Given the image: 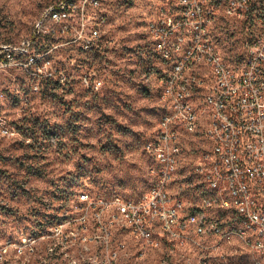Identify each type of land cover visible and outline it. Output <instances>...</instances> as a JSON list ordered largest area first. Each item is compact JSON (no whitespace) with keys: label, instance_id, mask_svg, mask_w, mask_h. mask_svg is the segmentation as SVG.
<instances>
[{"label":"rangeland","instance_id":"obj_1","mask_svg":"<svg viewBox=\"0 0 264 264\" xmlns=\"http://www.w3.org/2000/svg\"><path fill=\"white\" fill-rule=\"evenodd\" d=\"M53 1L0 0V45L30 36ZM183 1L102 0L111 23L96 47L49 43L52 51L37 64L0 70V264H259L238 235L229 242L196 235L201 246L190 241L173 249L169 239L147 244L112 217L116 197H141L162 169L146 144L169 108L161 74L170 63L149 27L163 13L173 16L183 24L172 40L187 45L192 21H184ZM201 2L215 5L213 41L241 68L249 25L226 16L221 2ZM196 85L190 90L202 95ZM206 121L196 132L180 131L182 152L168 190L186 212L203 198L195 164L210 146ZM211 210V217L236 222L232 212Z\"/></svg>","mask_w":264,"mask_h":264},{"label":"built area","instance_id":"obj_2","mask_svg":"<svg viewBox=\"0 0 264 264\" xmlns=\"http://www.w3.org/2000/svg\"><path fill=\"white\" fill-rule=\"evenodd\" d=\"M203 1L221 2L226 16L249 25L250 35L244 41L245 52L239 62L242 67L233 65L213 41L215 5L206 6L201 0L183 1L189 12L183 15L184 21H192L189 32L193 38L187 45L183 44L182 37L172 40V35L183 24L175 17L163 13L158 21L151 23L162 59L170 63V59L179 58L178 67H170L161 74V80L168 81V92L161 97L170 106V114L160 119L159 130L146 144V150L157 163H165V170L156 169L155 182L141 197L129 200L116 197L110 203L117 208L112 217L114 221L121 219L136 238L147 244L159 246L160 241L169 239L173 249L196 241V235H216L220 241L229 242L237 235L235 223L249 222L253 240L248 247L262 264L264 0ZM110 21L102 0L50 2L36 18L30 36L0 45V70L37 64L31 63V55L51 52L49 43L53 47L63 45L91 50L107 33ZM194 54H202L200 65L192 64ZM202 72H209V80H202ZM83 81L90 85L91 77L86 75ZM192 81L203 89L202 95L190 90ZM202 118L207 120L204 135L210 146L200 155L196 166L206 171L208 182L215 185L214 196L222 197L223 212L235 210L236 222L228 225L227 231H220V220L209 215L214 196L205 197V202L193 206L192 212H181L182 200L168 190L176 174L172 161L176 131L186 128L187 132H196ZM82 198L88 195L82 194ZM197 208H205V219H197ZM97 221L101 227L100 214ZM196 243L202 245L200 241Z\"/></svg>","mask_w":264,"mask_h":264},{"label":"bare ground","instance_id":"obj_3","mask_svg":"<svg viewBox=\"0 0 264 264\" xmlns=\"http://www.w3.org/2000/svg\"><path fill=\"white\" fill-rule=\"evenodd\" d=\"M151 30V25H150ZM155 44V43H154ZM157 50H159V42H157ZM156 50V49H155ZM157 52V51H156ZM50 52H35L34 55H31V63H38L39 59L45 55H47ZM48 56V55H47ZM41 61V60H40ZM200 62H202V54H194L192 57V64L193 65H200ZM179 66V58H172L170 59V67H178ZM202 80H209V74H202ZM164 86L161 93V96L164 93L168 92V81L162 80ZM167 109V108H166ZM170 114V106L168 110L162 113L161 119H164L166 116H169ZM186 131V128H179L178 131H176V141H174V152L172 153V161H173V170L176 172L178 171V165H179V155L181 154V137H180V131ZM162 166L161 170H165V163H159ZM195 172L196 174L202 178L203 183V191H202V202H205V197H213L216 194V187L213 184H210L208 182V176H206V171H200L199 167L195 164ZM174 178V175H173ZM121 200V199H118ZM187 207L182 203L181 205V212H186ZM213 209L219 210L220 212H223V202L221 196H214L213 198ZM193 208L190 209L189 212H192ZM229 212L233 213V217H235V210H228L227 213L229 215ZM226 213V212H223ZM227 215V216H228ZM229 218V217H228ZM197 219H205V208H197ZM233 221V220H232ZM231 222V220H230ZM228 221H221L220 220V231H227L228 225H233V223H230ZM235 233L237 235H240L242 241L247 245H251V241L253 240V230L250 226L249 222H236L235 223ZM256 263L260 264L259 259Z\"/></svg>","mask_w":264,"mask_h":264}]
</instances>
